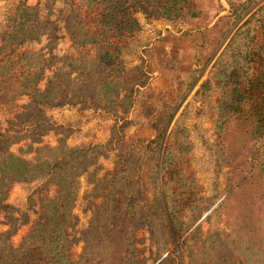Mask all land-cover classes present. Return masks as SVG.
I'll list each match as a JSON object with an SVG mask.
<instances>
[{"label": "trees", "instance_id": "trees-1", "mask_svg": "<svg viewBox=\"0 0 264 264\" xmlns=\"http://www.w3.org/2000/svg\"><path fill=\"white\" fill-rule=\"evenodd\" d=\"M144 1L163 21L194 19L197 14L190 0ZM69 2L64 0V6ZM75 6L64 18L72 52L51 58L50 65L41 52L30 48L55 27L52 13H46L39 1L35 6L19 2L8 11L0 28V107L11 116L6 132L0 124V216L9 227L0 232V264H144L136 248L143 241L137 237L141 230L148 233L155 248V261L167 252L158 264H176L167 245H176L201 213L196 205L200 191L186 163L191 146L180 143L186 131L178 129L174 145L168 133L178 105L165 123H155L152 129L156 137L145 147L143 163L154 191L151 199L139 185V152L133 138L129 145L123 140L116 147L111 143L92 148H70L62 141L56 146L43 143V137L54 131L50 111L68 106L80 117L90 110L109 114L119 108L124 120L140 87L147 85L148 76L141 66L129 67L126 60L134 57L137 49L145 48L126 0H79ZM261 29L264 31V26ZM258 38L264 41V32L253 36L250 29L237 31L213 65L217 89L209 82L201 86L204 93L215 91L218 95L213 122L215 141L222 142L221 156L247 171L232 192L253 182L258 188L246 220L251 230L239 241H235L237 235L210 234L195 253L189 247L191 238H185L178 247L180 264H264V72L259 69L264 66V45L256 47ZM47 66L50 76L41 84ZM21 98L24 103L16 106V99ZM132 124L123 122L121 128ZM234 135L236 144L231 141ZM250 142L257 148L242 162L239 159L247 155ZM21 143L25 145L17 153L10 151L12 145ZM110 155L115 161L113 170L105 172L103 178L89 180V193L99 202L91 207L90 220L79 232L82 251L74 261L69 239L78 180L91 176L89 169L99 156ZM15 184L30 189L26 211H34L31 223L26 212L19 215L4 202ZM17 215L28 230L13 246L10 225Z\"/></svg>", "mask_w": 264, "mask_h": 264}, {"label": "rangeland", "instance_id": "rangeland-1", "mask_svg": "<svg viewBox=\"0 0 264 264\" xmlns=\"http://www.w3.org/2000/svg\"><path fill=\"white\" fill-rule=\"evenodd\" d=\"M21 1L27 3V0H0V28L6 23L8 11ZM36 1H39L41 8H46V13H52L50 18L55 27L53 32L42 36L39 43L32 44L30 48L32 51L41 52L50 65L51 58H61L72 52L70 38L64 28V18L70 14V10L76 8L75 5L79 0H68L70 5L67 3L65 6L64 0ZM190 1L196 8L197 14L194 19L163 21L155 16L144 0H126L130 15L141 29L140 41L145 45V48L137 49L134 57L126 60L130 62L129 67L141 66L148 76L147 85L144 88L140 87L141 92L136 96L124 120L120 118L122 111L119 108H115V111L109 114L90 110L80 117L78 113L76 114L75 108L68 106L50 111L54 131L42 139L44 144L50 146H56L57 142L62 141L70 148L83 146L92 148L106 143L116 147V144L123 140L129 145L133 138V146L138 148L139 152V160L136 164L139 185L143 193L147 192L146 197L151 199L154 191L148 183L147 168L143 163V155L147 150L145 147L156 137L152 129L155 123L159 120L165 123L172 110L178 105V111L171 121L168 133H170V142L174 145L175 136H178L179 131L183 129L186 131L185 135L182 133L180 143L187 142L191 146L186 163L189 172L197 181L200 192L196 205L201 209V213L190 231L176 240V245L171 243L167 245L168 252H171L177 260L176 264H180L181 248L178 247H181L185 238H191L189 247L193 248V253L202 248L203 241L210 234L222 233L227 237L237 235L235 241L243 240L249 234L250 227H246V220L250 218L249 211L251 205L255 203L257 197L254 194L258 190L256 183L253 182L232 192L235 184L247 176V171L236 167L238 163L232 162L229 157L225 160L221 156L222 142L215 141L213 122L218 95L215 91L204 93L201 86L209 82L213 90L217 89L213 80L216 73L213 65L230 45L237 31L241 33L250 29L253 36L264 32L261 29L264 26V0H224L227 5L225 13L217 20L216 17L221 13L217 0ZM28 3L31 6L37 4L35 0H28ZM50 3L51 6L48 5ZM255 13L257 17H253ZM254 43L256 47L264 45L263 39L260 38ZM24 50L25 47L21 49ZM16 52L19 53L20 49ZM259 69L260 72H264V66ZM50 70L48 66L45 68L44 80L41 84L49 78ZM250 71L255 70L250 69ZM253 73L257 74L256 71ZM195 80L197 82L192 86ZM15 102L16 106H19L24 100L16 99ZM10 118L3 107H0L2 132H6L9 128L7 122ZM127 121L133 124L122 129V123ZM231 141L236 144L237 136L234 135ZM250 143L251 149L250 146L247 148L249 149L247 155H241L239 159L242 162L243 158L246 159L248 154H253L257 148L253 147L254 143ZM24 145L25 143L12 145L10 151L17 153V150ZM25 157L31 158V155ZM108 158L99 156L97 162L89 169L91 176L83 175L78 180L79 191L73 212L75 221L69 239L72 242L74 261L82 251L79 232L90 220L91 207L99 202L89 193L92 188L89 180L103 178L105 172L113 170L114 158L111 155ZM249 163L248 160L246 164ZM153 165L155 166L154 162ZM29 191L28 186L15 184L9 189L4 202L19 211V215L22 211V213L26 212L31 223L35 220V214L33 210L26 211ZM18 218L17 215L14 224L10 225L13 246H17L20 238L28 230V225H22ZM4 224L6 219L1 215L0 232L9 229ZM240 227L242 228L238 230ZM196 231L197 233H194ZM137 237L143 240L137 243L136 248L140 250L139 260H143L144 264H158L167 256L165 252L155 261L156 251L148 233L141 230L137 233Z\"/></svg>", "mask_w": 264, "mask_h": 264}, {"label": "crops", "instance_id": "crops-1", "mask_svg": "<svg viewBox=\"0 0 264 264\" xmlns=\"http://www.w3.org/2000/svg\"><path fill=\"white\" fill-rule=\"evenodd\" d=\"M30 2V1H29ZM38 1L35 0V4L37 3ZM218 2V8H220L221 10V13L218 14V16L216 17V20L219 19L220 17H222L221 15H223L225 13V10H226V7L227 5L225 4L224 0H217ZM27 5L31 6V4L28 3V0H27ZM34 5V4H33ZM226 5V6H225ZM215 24V23H214Z\"/></svg>", "mask_w": 264, "mask_h": 264}]
</instances>
